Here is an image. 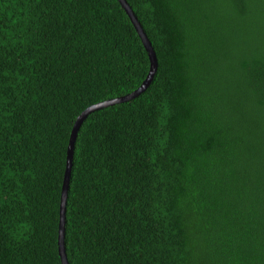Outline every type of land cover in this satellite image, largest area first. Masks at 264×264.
<instances>
[{
	"label": "trees",
	"instance_id": "1",
	"mask_svg": "<svg viewBox=\"0 0 264 264\" xmlns=\"http://www.w3.org/2000/svg\"><path fill=\"white\" fill-rule=\"evenodd\" d=\"M126 1L158 69L79 129L69 264H264V0ZM149 70L119 0H0V264H62L74 124Z\"/></svg>",
	"mask_w": 264,
	"mask_h": 264
},
{
	"label": "water",
	"instance_id": "2",
	"mask_svg": "<svg viewBox=\"0 0 264 264\" xmlns=\"http://www.w3.org/2000/svg\"><path fill=\"white\" fill-rule=\"evenodd\" d=\"M121 5L126 10L128 16L132 20L134 26L136 27L137 32L139 33L142 42L148 52L149 59H150V70L148 73V76L144 83L134 92L111 100H107L102 103L95 104L93 106H90L87 108L76 120L71 137H70V143L68 147V155H67V163H66V171L64 176V182L62 186V195H61V204H60V222H59V235H58V245H59V255L61 257L62 264H69L67 254H66V247H65V225H66V203L68 198V191H69V184H70V178L72 173V166H73V156H74V148H75V142L77 140L79 129L82 125V123L85 121V119L93 112L100 110L104 107H108L111 105H115L118 103H124L129 100H132L139 95H141L151 84L156 71L158 69V59L156 56V52L152 46L151 41L149 40L147 34L145 33L141 23L138 21V18L136 17L134 11L128 4L126 0H119Z\"/></svg>",
	"mask_w": 264,
	"mask_h": 264
}]
</instances>
